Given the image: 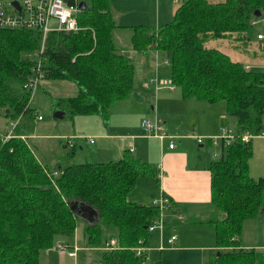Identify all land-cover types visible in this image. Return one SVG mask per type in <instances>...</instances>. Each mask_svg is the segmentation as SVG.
<instances>
[{"label": "trees", "instance_id": "trees-1", "mask_svg": "<svg viewBox=\"0 0 264 264\" xmlns=\"http://www.w3.org/2000/svg\"><path fill=\"white\" fill-rule=\"evenodd\" d=\"M108 1L84 0L76 12L79 28L48 31L41 51L38 29L0 27V114L16 119L13 135L0 140V264H38L39 250L55 238L71 237L78 219L83 222L84 244L103 247L99 264H159L143 261L144 251H134L139 242L144 245L147 224L158 209L126 198L136 176L152 171L147 163L123 150L113 160L44 168L18 135L24 132L25 118H41L31 106L36 89L31 92L24 85L37 72L42 77L36 88L43 78L76 85L75 94L53 101L69 116L105 117L114 102L128 95L134 64L112 42L111 30L118 24ZM255 9L263 16L264 0H180L169 20L156 26L132 25L129 36L130 46L144 52L169 51V58H163L166 75L182 97L222 101L235 120L234 138L219 142V154L208 165L210 202L219 211L209 219L218 252L208 254L205 264H264L262 250L241 247L239 241L242 221L263 205L262 180L248 173L251 144L240 135L264 128V69L247 67L204 45L210 36L248 29ZM71 199L92 206L96 218L77 217L69 208ZM109 226L115 228L113 247L104 245L102 232Z\"/></svg>", "mask_w": 264, "mask_h": 264}, {"label": "crops", "instance_id": "crops-1", "mask_svg": "<svg viewBox=\"0 0 264 264\" xmlns=\"http://www.w3.org/2000/svg\"><path fill=\"white\" fill-rule=\"evenodd\" d=\"M76 1L78 3L79 0ZM175 2L176 0H109L111 16L114 22L118 24L115 32L120 28H129L132 31V25L152 23L156 26L166 22L171 18L180 0L177 1V4ZM79 9L81 8L79 7ZM263 30H257V32ZM130 34L131 32L128 35V39ZM256 39L257 51L254 49L249 51L252 59L243 56V59H247L248 63L240 62L247 67L254 66L264 69L263 65H259L260 59L255 58L256 55H261L264 48V40ZM129 46L130 42L128 45L126 43L119 47H122L120 48L121 51L126 52L123 49L128 50ZM156 51L149 49L146 51L145 57L133 53L134 57L138 58V62L134 61L132 88L127 96L113 103L122 102L116 110L108 111L105 117L96 113L73 114L66 121L59 123L60 127H57V131L45 134V136L57 137L62 142H64V139L66 142L67 136H73V145L69 147L74 148L77 145L79 149L78 156L80 155L82 158L73 162L113 160L118 158L123 150H128L136 158L147 163L152 171L136 176L132 187L127 192L132 199L127 200L153 205L151 203L153 198L165 196L167 197V204L161 211L163 219L161 227H154L151 230L147 229L149 233L147 238L145 237V244L143 245L146 260H149V263L158 261L159 264H205L208 254L217 251L213 224L202 226L204 223H208L211 217L208 216L210 212H215V215H219V211L210 202V173L208 170L210 160L218 156L219 150L215 156L208 154L210 157L202 160V153L195 148L193 138L194 135L201 136L202 140L198 143L195 142L197 146H201L205 142L204 138H209V135L216 134L217 130L224 126L222 125L223 122L220 123V121L225 120V123H227L230 116L226 114L222 101L207 103L201 100L203 102L202 108L205 111L203 110L204 112H202L200 125L190 123V127H187L188 125L181 121L174 122L173 113L180 112L184 102L186 104L191 102V99H189L191 97H182L179 88L178 91H175L177 86L169 82L166 73L160 70L161 63H155L153 59V53ZM157 61L159 62L158 59ZM152 74L154 76L146 80ZM42 80L45 79L43 78ZM45 81L47 82V80ZM47 85L49 86L50 84L47 82ZM40 86L39 83L37 88ZM74 86L73 89L69 90V94H62L61 96L75 94L77 87L75 84ZM32 101L31 106L35 107L36 110L34 100ZM130 101H132V104H129ZM61 110L63 111L62 116L67 114L63 109ZM149 110L153 112L150 113ZM115 113L117 114L116 117H110L111 114ZM148 114L153 117L150 121L155 119L159 121L161 129L166 135L159 137L144 132L140 121L142 118L148 119L146 116ZM33 118H36V115ZM230 118L233 119V125L225 127L234 130L235 120L233 117ZM39 119H42V116ZM112 120L113 124L111 123ZM78 122L81 124L77 125ZM15 123L16 119H8L0 114V132L11 130L13 134ZM43 124L44 122L40 128L44 127ZM56 124L58 123L54 122L53 126ZM189 128H196L197 131L190 134ZM18 135L22 137L30 148L26 133L23 132ZM96 137L98 141L95 145L87 147V149L83 148L85 146L84 143H94ZM170 140L173 141L172 147H168ZM249 141L251 154L248 158V173L253 178L260 177L262 180L261 199L262 206H264V134L251 135ZM65 142L63 146H66ZM214 143L219 144V141ZM71 153L73 156L74 153ZM33 155L45 168L70 163L55 161L48 167L34 153ZM52 159H54V156L49 158V160ZM145 174H149L154 178L152 191H136L137 177L142 175L138 183L143 184L145 182L149 184L150 180L147 181L143 178ZM143 199H147L148 202H142ZM196 207L199 208L195 209ZM199 213L202 216L197 218ZM76 224L74 235L71 238L58 237L53 244L39 250L38 264H88L87 259L90 256L89 252L92 250L97 252L96 264H99L98 250L100 248L103 249V247L85 245L82 233L83 222L78 219ZM171 234H174L175 237L169 242L168 237ZM105 239L107 241L114 239L116 244L115 234H111ZM61 240L68 243V249L73 250V254L60 252L54 248L53 245L61 242ZM239 241L241 247L260 249L264 252V210H259L257 214L242 221ZM41 256H43V259L40 262Z\"/></svg>", "mask_w": 264, "mask_h": 264}, {"label": "rangeland", "instance_id": "rangeland-1", "mask_svg": "<svg viewBox=\"0 0 264 264\" xmlns=\"http://www.w3.org/2000/svg\"><path fill=\"white\" fill-rule=\"evenodd\" d=\"M177 1L175 2V4L178 3ZM210 1H219V0H210ZM7 8L9 9V7ZM144 24L148 26H154L152 23H144ZM116 28L117 27H114L111 30V39H112L114 46L120 49L122 47H119V46H122L123 44H126V43L127 45L129 44L128 35L131 32V30L129 28H125V29L120 28L117 32H115ZM262 29H264V17L260 15L259 17H254L252 24L248 29L244 31H240V32L232 31L227 36H210L206 39V41H204V45L207 47L217 48L220 51L226 53L231 59L242 61L245 64V63H248V60L243 59V56H247L249 59H252L250 57L249 51L252 49L257 51L258 49L256 45L257 39L255 37V34L257 30H262ZM129 47L130 48L128 50L127 49H123V50H126L127 55L131 58V61L133 62V64H134V61L138 62L137 61L138 58H135L133 53L140 54L143 57H145L146 52H144L143 50H140V48H138L137 46H129ZM131 50L132 52H130ZM169 55H170L169 51H165V50H157L156 52L153 53V59L155 63H158V64L161 63L160 70L164 71V73H166L168 69V64H164L162 60L164 56L169 58ZM255 58H259L260 59L259 65L264 66V48L262 49L261 55H256ZM157 59L159 60V62L157 61ZM250 65H252V63H250ZM251 67H254V66H251ZM153 76L154 74L148 76L146 80L149 77L152 78ZM45 80H47V82L50 84L49 86L47 85V82ZM45 80H40L39 83L41 86L35 90L36 93L35 92L33 93L34 96L32 95L35 106H36V110L42 116V119H36V118L31 117V118H25L26 120L24 121L23 131L26 133V136H27L26 139L30 145V148L32 152L35 154V156L39 160H41L43 163H45L48 167H50L49 165L53 164L55 161L73 162L76 160H81L82 158L80 157V155L78 156L79 149L77 145L74 148H71L68 145L63 146L65 139H64V142H62L58 140L57 137H53L50 135L45 136V134H50V133H54L55 131H57V127H60L59 123H61L62 121H66L69 117V115L67 114L63 115L60 118H55L52 116V112L56 110L54 109L56 107L53 104L54 98L56 96H61L62 94H69L70 93L69 90H71V88L73 89V87L75 86L71 80L46 79V78ZM175 91H178V87L175 88ZM189 99H191L190 100L191 102L187 104L184 102L180 112L173 113L172 115L173 121L174 122L181 121L185 123L186 125H188L187 127H190V123L200 125L202 122V112L205 111L202 108L203 102L201 100H197L192 97ZM121 103L117 102L116 104H113V106H110L109 111L116 110L118 106L121 105ZM129 104H132V101H130ZM149 112L152 113L153 111L149 110ZM116 115H117L116 113L111 114L110 117L111 116L116 117ZM146 116L149 120L153 118L150 114ZM230 117H228L227 123H225V120L220 121V123L223 122L222 125L224 126L233 125V122H232L233 119ZM43 122H44L43 124L44 127L40 128ZM54 122L58 124L53 126ZM111 123L113 124V120ZM79 124L81 123L78 122L77 125ZM188 130L190 134H193L194 131H197L196 128H193V129L189 128ZM219 131L220 129L217 130V133H219ZM216 134H211L209 135V138H204L205 142L201 146L196 145V143L202 140L201 136H200L199 141H196L195 138H193L195 148L202 153V160L207 159L208 157H210V155L215 156L218 153L219 145L218 143L216 144L213 142V136ZM175 139L177 140V138ZM175 139L173 140L175 141ZM97 141L98 139L96 137L94 143H91V144L84 143L85 146H83V148L87 149V147H92L93 145L96 144ZM71 152L74 153L73 156ZM51 156H54V159L49 160ZM141 177L142 175L137 177V181L135 184V190L136 191L140 190L143 192H146L148 190L152 191L153 184H154V178L151 177L149 174H145L143 178L147 181L150 180L149 184H146L145 182L143 184H140L138 182L140 181ZM128 195L129 194L126 195V198L131 200L132 199L131 196L130 195L128 196ZM142 202H148V200L143 199ZM198 208L199 207H196L195 209H198ZM200 213L197 215L198 216L197 218L202 216V214ZM208 216H211L210 218H215L217 215H215V212H210ZM209 224H213V222L208 220V223H204L202 227H204V225H209ZM74 231H75V228L73 229L72 235H74ZM148 233L146 235V238L148 236ZM102 234L105 235L104 237L108 238L109 235L115 234V228L113 226H109L108 229H105L104 232H102ZM63 238L69 239L71 237L67 236ZM55 239H53V241H55ZM50 245L51 244L47 246H50ZM89 253H90V256L87 259L88 264H96L97 252L95 250H92ZM42 259H43V256L40 257V262L42 261ZM145 260L146 259H143V261ZM147 263H149V260L147 261Z\"/></svg>", "mask_w": 264, "mask_h": 264}, {"label": "built area", "instance_id": "built-area-1", "mask_svg": "<svg viewBox=\"0 0 264 264\" xmlns=\"http://www.w3.org/2000/svg\"><path fill=\"white\" fill-rule=\"evenodd\" d=\"M177 1V0H176ZM20 10L16 9L10 0H0V27L7 28H36L39 30L40 45L39 51L42 50L45 35L48 31H72L79 28L76 21V12L79 9L77 1L73 3H66V0H18ZM9 7V9L7 8ZM264 16V12L262 13ZM256 38L264 40V30L256 33ZM38 66V61H37ZM42 77L40 72H37L34 76L28 78L24 84L31 92L36 89L38 78ZM165 82V80H163ZM171 85V84H170ZM172 86V85H171ZM32 94V93H31ZM37 117H40L37 115ZM141 128L145 133L154 136H164L165 132L161 130V125L158 120L150 121L149 119L143 118L140 122ZM255 134H264V128L260 129ZM11 130L0 132V140L4 141L8 137L12 136ZM251 133L243 131L240 135L241 140H248L251 137ZM235 136L233 129L228 127H221L218 134L214 135V142L222 141L223 143H229ZM196 141L200 140V137L194 135ZM66 145H73V136L66 137ZM173 146V141L168 142V147ZM55 173V170L52 171ZM151 203L157 206L158 214L157 216L147 224V229L151 230L154 227H161L162 213L161 211L165 208L167 204V197L159 196L158 198H153ZM175 235L171 234L168 237V241L171 242ZM115 244L114 239H109L106 242V246H111ZM54 248L60 252H65L67 254H73V250H69L68 243L57 242ZM143 245L139 244L134 248L136 254H141L143 252Z\"/></svg>", "mask_w": 264, "mask_h": 264}, {"label": "water", "instance_id": "water-1", "mask_svg": "<svg viewBox=\"0 0 264 264\" xmlns=\"http://www.w3.org/2000/svg\"><path fill=\"white\" fill-rule=\"evenodd\" d=\"M10 4H12L16 9L20 10L19 7V3L18 0H10ZM78 7L83 8L84 6V1L79 0L78 1ZM260 11L258 9L254 10V15L257 17L259 16ZM63 114V111L61 109H56L52 112V116L54 117H61ZM68 205L69 208L71 209V211H73L75 213V215L79 218H82L86 221H92L94 220L96 217V211L95 209L82 202V201H77L75 199H71L68 201ZM260 211L264 210V206H261ZM218 251H215V254H217Z\"/></svg>", "mask_w": 264, "mask_h": 264}]
</instances>
